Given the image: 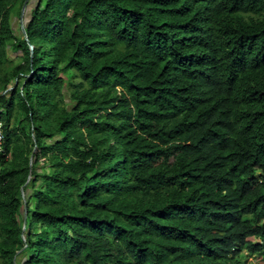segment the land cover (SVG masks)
Listing matches in <instances>:
<instances>
[{
  "label": "trees",
  "instance_id": "trees-1",
  "mask_svg": "<svg viewBox=\"0 0 264 264\" xmlns=\"http://www.w3.org/2000/svg\"><path fill=\"white\" fill-rule=\"evenodd\" d=\"M24 1L0 0V264L263 257L264 0H34L27 39Z\"/></svg>",
  "mask_w": 264,
  "mask_h": 264
},
{
  "label": "clouds",
  "instance_id": "clouds-1",
  "mask_svg": "<svg viewBox=\"0 0 264 264\" xmlns=\"http://www.w3.org/2000/svg\"><path fill=\"white\" fill-rule=\"evenodd\" d=\"M260 176H261V172L260 171H256L254 176H253V178L256 179L258 181V183H260V180H261ZM247 241H249L250 244L254 245V246L263 245L262 242L259 239H256V238H253V237L248 238ZM240 254L244 258V263L243 264H248L249 261H253L254 264H257V262L260 263V259L264 260V258H263L264 256L263 257H259L256 254L252 255L246 249H242Z\"/></svg>",
  "mask_w": 264,
  "mask_h": 264
},
{
  "label": "water",
  "instance_id": "water-1",
  "mask_svg": "<svg viewBox=\"0 0 264 264\" xmlns=\"http://www.w3.org/2000/svg\"><path fill=\"white\" fill-rule=\"evenodd\" d=\"M30 0H25L23 5H22V8L20 10V16H19V23H20V29H21V33L23 34L24 38L27 39L26 37V34H25V30H24V25H23V19H24V14H25V11H26V7H27V4L29 3ZM30 50H31V55L32 56V47H30ZM30 76V75H29ZM28 76V77H29ZM11 90V89H10ZM8 90V91H10ZM35 152V150H34ZM33 160V157L31 158L30 162ZM29 181V178L27 180V182ZM23 196V208H22V216H23V232L25 231L26 229V216H27V207H26V200L24 198V195Z\"/></svg>",
  "mask_w": 264,
  "mask_h": 264
},
{
  "label": "rangeland",
  "instance_id": "rangeland-1",
  "mask_svg": "<svg viewBox=\"0 0 264 264\" xmlns=\"http://www.w3.org/2000/svg\"><path fill=\"white\" fill-rule=\"evenodd\" d=\"M33 1H34V0H30V5L32 4ZM30 7H31V6H29V7L26 8V12H25V14H24V19H25V20L27 19L28 15H29ZM12 20H13V21H12L13 30H14L15 34L18 35V34L21 33V29H20L21 26H20V23H19V19H17V18L14 17ZM9 59H11V60L16 59V54H15V53H9ZM263 258H264V257H263ZM248 264H254V262H253V261H249ZM257 264H264V260H261V259H260V263L257 262Z\"/></svg>",
  "mask_w": 264,
  "mask_h": 264
},
{
  "label": "built area",
  "instance_id": "built-area-1",
  "mask_svg": "<svg viewBox=\"0 0 264 264\" xmlns=\"http://www.w3.org/2000/svg\"><path fill=\"white\" fill-rule=\"evenodd\" d=\"M3 141H4V137H3V131H2V125L0 124V156L1 157H5V160H9L10 159V155L9 154H5L4 150H3Z\"/></svg>",
  "mask_w": 264,
  "mask_h": 264
}]
</instances>
